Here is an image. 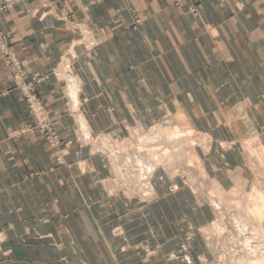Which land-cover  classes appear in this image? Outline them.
I'll list each match as a JSON object with an SVG mask.
<instances>
[{"label": "crops", "instance_id": "0c3cea01", "mask_svg": "<svg viewBox=\"0 0 264 264\" xmlns=\"http://www.w3.org/2000/svg\"><path fill=\"white\" fill-rule=\"evenodd\" d=\"M192 6L186 0H25L0 13L23 83L44 77L39 94L56 129L72 142L65 164L49 174L57 164L40 132L22 130L31 123L29 109L0 54V264H95L97 255L102 264L113 261L102 232L76 219L91 210L77 204L92 196L83 193V181L110 172L103 158L73 143L77 122L52 74L68 50L76 55L73 107L93 135L125 137L134 126L182 117L216 151L206 164L220 171L217 178L226 164H241L242 154L229 153L230 145L233 151L256 135L264 144V0H205L197 15ZM88 39L95 49H87ZM79 162L90 166V176L80 174ZM156 181L157 203L150 207L167 213L184 194H169L162 176ZM52 212H62V220H49Z\"/></svg>", "mask_w": 264, "mask_h": 264}, {"label": "rangeland", "instance_id": "374dc122", "mask_svg": "<svg viewBox=\"0 0 264 264\" xmlns=\"http://www.w3.org/2000/svg\"><path fill=\"white\" fill-rule=\"evenodd\" d=\"M22 1L25 0H4L0 2V6L6 8L9 5L10 8ZM103 1L105 0H91V3L94 5ZM186 1L192 3V11L197 15L205 0ZM0 33L7 44L6 49H2L3 42L0 40V54L5 56L4 51L10 52L8 66L12 67V62L20 63L23 74L21 60L10 49L7 37L3 32ZM88 42V45L85 44L88 50L96 48L94 40L88 39ZM75 58L74 52L68 50L52 73L63 84L62 92L67 100L65 109L77 122L73 143L78 144L80 149L87 148L92 155L103 158L110 172L109 179L92 181L91 176L87 174L91 171L90 166L84 167L79 162L80 174L83 177L90 176V179L83 181L80 188L84 194L88 192L92 196L90 200L86 195L78 199L77 204L89 205L91 210L79 212L76 219L79 222L94 224L96 232H102V237L107 238V248L113 257L110 264H264V144L259 143V136L246 140L233 151L231 148L234 144L229 146V150L225 149L229 153H241L242 160L236 168L226 164V174H220L218 178L216 174L220 171L212 172V168L206 164L207 154L212 151L211 147L207 146V137L189 127L182 117L160 118L154 124L143 128L134 126L125 137H116L111 133L91 134L92 138L88 140L82 130L83 119L78 117L70 93L71 86L77 87ZM11 67L9 72L15 79V88L24 94L31 117V123L22 130L32 132L29 134L38 131L45 138L53 162L57 164L49 166L48 172L55 174L56 167L65 164L64 158L69 152L68 145L72 142H65L56 129L51 108L45 97L39 94V85L44 77H32L23 83L16 78L18 75ZM39 108L42 111L38 110ZM140 129L145 130L146 134H142ZM171 141L177 144L165 151L171 158L173 156L172 161L167 168L160 166L152 179L147 180L150 182V190L154 191L152 195L144 198L141 194L145 190L142 188L141 191L139 184L133 183L132 187H127L130 183L124 177V180L119 178L121 173L118 175L117 170L121 168L124 171L127 158L136 159L139 151L142 154L148 153L150 158H157L158 143ZM143 144H151L154 149L143 146L140 150ZM219 146L220 151H225L223 145ZM211 154L216 158L215 150ZM131 168L137 170L138 165L132 163ZM228 171L244 174L248 180L236 176L232 180ZM161 176L166 183L165 187L168 186L169 194L182 192L184 195H176V204H170L171 212L157 214L150 206L157 203L156 178ZM108 181L109 184L106 183ZM143 185H146V182ZM180 196H184V199ZM53 203L56 202L52 198L49 204ZM187 206H190L189 209ZM141 207L151 210L146 214L135 210ZM63 215L62 212H52L49 214V220H62ZM103 238H100L102 243ZM99 246L102 244L97 245ZM98 256L94 263L102 264Z\"/></svg>", "mask_w": 264, "mask_h": 264}, {"label": "bare ground", "instance_id": "6f19581e", "mask_svg": "<svg viewBox=\"0 0 264 264\" xmlns=\"http://www.w3.org/2000/svg\"><path fill=\"white\" fill-rule=\"evenodd\" d=\"M75 96H76V94L74 95V97ZM82 130H83V133H84L85 138H87L88 140L92 138L91 132H90L89 127H88V124L85 123L83 125ZM140 132L142 134H144V135L146 134L145 133L146 131L143 130V129H140ZM106 140H108V138H106ZM176 144L177 143H175V141L165 142V143H158V145L156 147V149H157V158L155 156H153L152 158H150V157H148V153L142 154V152H140V151H139V156L136 159L133 158V157L127 158L128 161L125 163L126 166H124L125 167L124 171H122L121 168H119V170H117L118 171V175L121 173V175H119V178L124 177V179L128 183H130V184H127V185L125 184L127 187L128 186L129 187L130 186L132 187L133 183L134 184H139V186L141 187V189L143 188L145 190V192H143L141 195L144 196V198H147L148 196H150V195H152L154 193L153 190H150L151 187H150V182L149 181L155 175V173L157 172V170H158V168L160 166H162L164 168H167L168 167L167 165H169L170 162L172 161L173 156L171 158V155L168 154V153H166L165 150L166 149H170V147H172V145H176ZM143 146L144 147L152 148V145L151 144L150 145L143 144V145L140 146V150L143 149ZM152 149H154V148H152ZM129 162H130V164H129ZM132 163H136L138 165L137 170H133L131 168V164ZM128 164H129V166H128ZM116 169H117V166H116ZM172 171H173V169H172ZM148 179H149V181H147ZM145 182H146V185H143ZM106 183L109 184L110 182L108 181ZM106 183H104V185H106ZM143 189L141 191H143ZM257 196H256V198H257ZM258 217L261 218V216H259V215H258ZM258 247H259V245H258ZM261 247H262V245H261ZM257 249L258 248H256V250ZM254 264H260V263L259 262H255Z\"/></svg>", "mask_w": 264, "mask_h": 264}, {"label": "built area", "instance_id": "2783aa9c", "mask_svg": "<svg viewBox=\"0 0 264 264\" xmlns=\"http://www.w3.org/2000/svg\"><path fill=\"white\" fill-rule=\"evenodd\" d=\"M8 6L6 8H3V6H0V13L3 12V11H5V9H7ZM0 40L3 42V43H1V46H3L2 49H6L5 47H6L7 44H6V41H5V39H4V37H3V35L1 33H0ZM3 54L6 56L7 61H8L9 58H10V56H11L10 52H8L6 50V51L3 52ZM9 65H10V62H9ZM10 67H11V65H10ZM11 69L12 70L14 69L15 72L17 73V75H18V77H16L17 79H19L20 81H22L24 79V76H23L22 71H21V68H20V64L15 63V62H12ZM38 110H41V109L39 108Z\"/></svg>", "mask_w": 264, "mask_h": 264}]
</instances>
